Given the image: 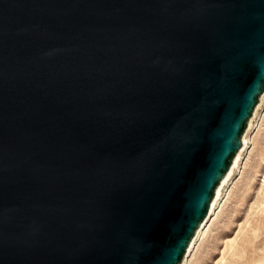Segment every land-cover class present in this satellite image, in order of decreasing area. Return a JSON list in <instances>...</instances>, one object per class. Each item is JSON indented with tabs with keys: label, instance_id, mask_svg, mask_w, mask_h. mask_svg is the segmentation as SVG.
<instances>
[{
	"label": "water",
	"instance_id": "obj_1",
	"mask_svg": "<svg viewBox=\"0 0 264 264\" xmlns=\"http://www.w3.org/2000/svg\"><path fill=\"white\" fill-rule=\"evenodd\" d=\"M264 164V0H0V264H215Z\"/></svg>",
	"mask_w": 264,
	"mask_h": 264
},
{
	"label": "rangeland",
	"instance_id": "obj_2",
	"mask_svg": "<svg viewBox=\"0 0 264 264\" xmlns=\"http://www.w3.org/2000/svg\"><path fill=\"white\" fill-rule=\"evenodd\" d=\"M215 264H264V164Z\"/></svg>",
	"mask_w": 264,
	"mask_h": 264
}]
</instances>
